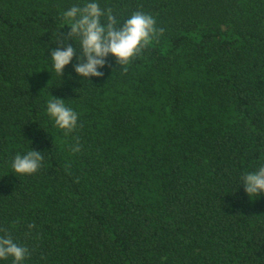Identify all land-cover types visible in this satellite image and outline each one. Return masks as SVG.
I'll list each match as a JSON object with an SVG mask.
<instances>
[{
	"label": "trees",
	"instance_id": "obj_1",
	"mask_svg": "<svg viewBox=\"0 0 264 264\" xmlns=\"http://www.w3.org/2000/svg\"><path fill=\"white\" fill-rule=\"evenodd\" d=\"M85 2L0 0V236L21 264H264V195L241 185L264 165V0H94L164 32L127 71L61 77L62 13ZM52 97L78 115L67 136ZM31 149L42 167L15 174Z\"/></svg>",
	"mask_w": 264,
	"mask_h": 264
},
{
	"label": "clouds",
	"instance_id": "obj_2",
	"mask_svg": "<svg viewBox=\"0 0 264 264\" xmlns=\"http://www.w3.org/2000/svg\"><path fill=\"white\" fill-rule=\"evenodd\" d=\"M61 19L64 24L62 28L67 27L70 31L66 34L60 31L56 33L55 43L60 46L51 51L50 58L54 71L61 77L74 58V71L84 79L103 77L104 73L99 69L107 66L109 55L115 57L116 64L123 71H127V65L164 32L163 28L156 27L153 16L143 12H133L120 24L111 9H102L94 0L82 6L73 5L62 13ZM69 40L73 43L69 44ZM74 41L79 43V49L74 46ZM46 112L66 136L78 126L77 113L67 107L63 99L52 97L48 100ZM72 151L78 152L79 147H74ZM43 160L44 154L31 149L25 154L17 153L11 167L15 174L32 175L42 167ZM241 181L250 200L264 195V165L244 173ZM28 227L32 229L35 225L29 224ZM27 255L28 249L14 242L10 235L0 236V259L12 257L13 264H21Z\"/></svg>",
	"mask_w": 264,
	"mask_h": 264
}]
</instances>
